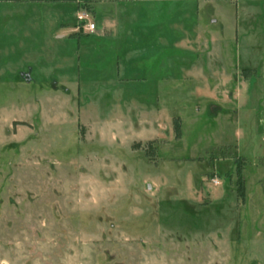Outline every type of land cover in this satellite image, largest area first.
<instances>
[{"label": "rangeland", "instance_id": "374dc122", "mask_svg": "<svg viewBox=\"0 0 264 264\" xmlns=\"http://www.w3.org/2000/svg\"><path fill=\"white\" fill-rule=\"evenodd\" d=\"M85 1L0 18V264H264V2Z\"/></svg>", "mask_w": 264, "mask_h": 264}, {"label": "crops", "instance_id": "0c3cea01", "mask_svg": "<svg viewBox=\"0 0 264 264\" xmlns=\"http://www.w3.org/2000/svg\"><path fill=\"white\" fill-rule=\"evenodd\" d=\"M89 1V0H88ZM161 1H166V2H171V3H181V2H198V4L204 5V6H212V5H216L215 3H217V1L214 0H161ZM255 2V1H263L264 0H246V2ZM87 1H83V0H0V18H4V15H9V14H14V15H20L23 14L25 15V18L31 19L30 17H27L26 15L28 14L29 11H33L36 7L40 8H44L46 7V9H48V12H50V18L54 19L57 23H55V27H56V32H58L60 39L66 41L68 39H72V38H80L81 36L87 35L81 31L78 30V23H77V13L84 9V3ZM114 3V5H117V3L113 2V0H101V4L102 3ZM224 5H226V1L222 2ZM62 9L60 10L58 7H61ZM68 7H71L73 10V8H76L77 12H76V21L74 20V18L71 19L70 17V13H68V11H70ZM57 9V10H55ZM199 12L201 11V8L199 7ZM205 9V8H204ZM202 9V10H204ZM55 10V11H53ZM211 10V8H210ZM75 12V11H74ZM53 14V15H52ZM96 14V19H98L99 23H100V27L103 25V23L105 22V16L104 15H98ZM124 14V15H123ZM49 16V15H48ZM121 18L119 23L117 24L116 28H112L110 30H108V33L105 34L102 33V29H99L100 27L98 26V29L100 30V33H97V31L94 33L96 34L98 37H103V36H111L112 38L114 37L117 40V45H121L119 44L121 41L124 42V38L122 40V37H119L120 33L118 32L119 29H122V32H124V36H128V24L127 22L129 21V16L126 14V11L123 8V13L121 14ZM54 17V18H53ZM238 17V16H237ZM209 20L210 23L213 20L212 16H211V12L209 15ZM109 23V22H108ZM109 25L112 26V23H110ZM222 28L224 29L225 25L221 24ZM209 26H211L209 24ZM198 32H197V31ZM84 34V35H83ZM93 35V34H92ZM192 35V36H191ZM89 36V35H88ZM131 36V35H129ZM188 40H182L179 41L175 44L173 49H181L184 52H190L191 48L188 45V42H190V38L193 37H198V38H204L205 39V44L204 47L207 48V50H202L204 51V53L208 52L209 55V60L211 62V48L210 45L212 43L211 41V37H212V32L211 29L208 28V31L205 30H198L195 29L194 32H192V34L188 33ZM119 40V41H118ZM124 47V45H123ZM128 47V46H127ZM128 50H130L128 48ZM211 68V64L209 65V69ZM188 73H190V71L188 70ZM204 79H206V75L203 76ZM170 77L166 78L169 79ZM184 80H189L192 78V76H184L181 77ZM161 79H165V78H161ZM165 79V80H166ZM211 80V77L209 78Z\"/></svg>", "mask_w": 264, "mask_h": 264}, {"label": "built area", "instance_id": "2783aa9c", "mask_svg": "<svg viewBox=\"0 0 264 264\" xmlns=\"http://www.w3.org/2000/svg\"><path fill=\"white\" fill-rule=\"evenodd\" d=\"M77 23L78 30L87 35H92L98 30V26L93 20L92 13L86 9H82L77 13Z\"/></svg>", "mask_w": 264, "mask_h": 264}, {"label": "trees", "instance_id": "16d2710c", "mask_svg": "<svg viewBox=\"0 0 264 264\" xmlns=\"http://www.w3.org/2000/svg\"><path fill=\"white\" fill-rule=\"evenodd\" d=\"M239 192H240V195H242V193H243V188L242 187L239 188Z\"/></svg>", "mask_w": 264, "mask_h": 264}]
</instances>
